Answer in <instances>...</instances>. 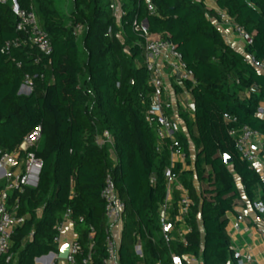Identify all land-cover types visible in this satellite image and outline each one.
Masks as SVG:
<instances>
[{"label": "trees", "instance_id": "1", "mask_svg": "<svg viewBox=\"0 0 264 264\" xmlns=\"http://www.w3.org/2000/svg\"><path fill=\"white\" fill-rule=\"evenodd\" d=\"M70 1L72 8L64 16L53 0H16L18 9L32 11L46 33L48 56L28 46L1 52L20 33L11 3L0 2V150H14L40 126L34 152L42 160L36 186L9 196V203L17 200L16 212L25 220L11 238L12 260L0 264H34L35 258L56 251L53 237L67 209L79 246L74 264H104L107 223L100 191L107 173L124 203L119 264H168L169 250L192 255L200 264H235L226 212H234L242 195L252 203L258 188V201L264 205V182L241 158L228 131L247 126L264 136V118L259 116L264 72L225 41L213 20L220 21L219 13L227 15L251 37L244 52L264 62V0H214L216 9L203 0H150L153 13L143 0H123L118 23L108 0ZM140 21L175 46L195 81L185 82L193 119L184 117L188 136L179 135L188 166L178 180L191 199L184 218L189 230L184 241L178 238L168 245L159 235L157 205L164 197L169 153L165 147L156 151L153 130L143 117L147 101L139 94L149 89L134 28ZM75 25L83 28L80 49ZM25 75L34 76L33 88L20 95ZM103 131L111 145L95 143ZM224 155L230 163H224ZM137 240L142 257L134 251Z\"/></svg>", "mask_w": 264, "mask_h": 264}, {"label": "built area", "instance_id": "2", "mask_svg": "<svg viewBox=\"0 0 264 264\" xmlns=\"http://www.w3.org/2000/svg\"><path fill=\"white\" fill-rule=\"evenodd\" d=\"M6 1L11 3V9L18 18L16 30L20 35L11 41L5 42L1 52L8 51L11 47L28 46L29 48H35L42 56H48L51 51L50 43L46 33L38 24L34 13L32 11L19 10L16 0L15 2L14 0H0L2 3ZM122 1L108 0L107 4L110 14L117 23L121 16L124 15ZM143 1L147 11L153 13L154 7L150 0ZM219 15L220 22L224 21L229 24L243 41L245 47L251 44V37L245 31L233 25L229 17L224 13H219ZM134 28L141 39V46L144 52L142 63L147 73L146 85L149 89L145 95L139 94L141 101H147L143 115L144 121L153 130L156 151H160L165 147L169 153L168 164L163 171L165 180L164 197L157 205L159 235L162 241L168 245L171 241L178 238L184 241L183 236L189 230L184 218L189 211L191 199L187 190L178 180V173L182 169L187 168V165L185 164V154L179 139V135L182 134L179 118L175 115L176 112L172 111V101L167 95L175 97L173 85L189 93L185 87V82L194 83L195 81L192 71L187 68L181 54L170 41L157 34L150 33L145 21H140ZM82 31L81 25H75L73 28V33L76 37L80 36ZM241 52L247 62L257 70L264 72V62L255 59L252 54L244 52V49ZM38 61L39 57L33 59L35 64ZM17 66H20L19 62H17ZM41 77L42 75L39 76V78ZM33 78L34 76L25 75L17 93L20 95L29 94L33 88ZM168 82L170 83L169 85H167ZM179 101L184 102L183 99ZM223 116L226 120H235L227 114ZM228 135L233 138L234 146L241 158L252 165L259 157L255 142H257V138L260 135L247 126H241L237 129L230 128ZM40 138L41 129L40 126H37L23 137L21 143L14 150H0V263H9L12 260L13 254L10 252L11 238L15 230L25 220L24 216L18 215L16 212L17 200L14 199L13 202L9 203V196L13 192L21 193L25 186L32 185L31 182L34 177L38 176L42 160L35 155L34 150ZM95 143L99 146L106 143L111 145L112 141L109 133L103 131L100 136L95 137ZM258 144L259 147H262L261 141H258ZM262 151L264 149H261V153L264 155ZM176 164H180L178 172L175 170ZM100 197L104 202V215L107 223V256L104 264H119L117 256L119 241L113 236L112 229L115 226L119 227L120 230L122 229L124 203L117 197L109 173L105 175ZM254 208L259 213H264V205L261 202H255ZM69 217L70 210L67 209L65 218ZM237 219L241 220V217L238 216ZM57 231L59 232V227ZM89 237H92V233H90ZM75 239L70 244L67 257L64 259L67 264L75 263L74 255L79 251V246ZM53 243L56 246V251L48 253L56 254L61 246L58 234L53 237ZM134 251L139 257H142L139 240L134 245ZM244 257L248 259V255ZM43 258L56 259L45 254L40 259L35 258L36 260L34 259V261L39 264V260ZM168 258V264H190V261L194 263L199 261L192 255H179L172 250H169ZM233 258L235 264H240L243 256L238 251H233ZM82 262L86 263V258ZM46 264L54 263L49 260ZM216 264L233 263L228 260L225 263Z\"/></svg>", "mask_w": 264, "mask_h": 264}, {"label": "crops", "instance_id": "3", "mask_svg": "<svg viewBox=\"0 0 264 264\" xmlns=\"http://www.w3.org/2000/svg\"><path fill=\"white\" fill-rule=\"evenodd\" d=\"M204 4L209 9H216L214 0H203ZM219 31L222 33L225 41L235 50L242 51L244 49V43L240 37L233 31L231 27L222 26L221 22L213 20ZM170 83L168 82L167 85ZM174 87L175 97L167 95L172 101V111L176 112L175 115L179 118L180 131L182 134L187 135L186 125L184 117L186 116L189 121L193 119V104L191 95L180 87ZM185 91V92H184ZM246 95V92L244 93ZM174 95V94H173ZM183 99L184 102L179 100ZM259 116L264 118V102L259 107ZM188 136V135H187ZM258 141L262 143V147H259ZM256 151L259 154L252 167L260 174L262 182H264V155L261 153V149H264V136L260 135L255 142ZM195 155V149L190 143V159L193 160ZM188 167V166H187ZM194 184L198 187V182L194 180ZM242 195V194H241ZM261 191L258 188L254 193V201L250 203L243 195L241 201H239L235 207L234 212H226L227 223L225 226L226 233L229 236L230 247L233 251H238L243 258L240 264H264V213H259L254 208V203L260 198ZM240 216L241 220L237 217ZM112 234L117 241L120 239L121 230L115 226L112 229ZM59 241L62 244L68 243L69 245L76 238L74 232V224L70 218H65L59 226ZM248 255V259L244 256ZM53 261L54 264H67L62 259L43 258L39 260V264H46ZM34 264L35 261H34ZM190 264H200L191 262Z\"/></svg>", "mask_w": 264, "mask_h": 264}, {"label": "rangeland", "instance_id": "4", "mask_svg": "<svg viewBox=\"0 0 264 264\" xmlns=\"http://www.w3.org/2000/svg\"><path fill=\"white\" fill-rule=\"evenodd\" d=\"M53 5L57 9V11L64 16L68 15V13L72 8V4L70 0H53ZM221 24L222 26L230 27V25L225 23L224 21H221ZM81 40H82V36L80 35L76 39L79 49L81 47Z\"/></svg>", "mask_w": 264, "mask_h": 264}, {"label": "water", "instance_id": "5", "mask_svg": "<svg viewBox=\"0 0 264 264\" xmlns=\"http://www.w3.org/2000/svg\"><path fill=\"white\" fill-rule=\"evenodd\" d=\"M14 2H15V0H14ZM223 161H224L225 164H228V163H230V158L228 156L224 155L223 156ZM37 180H38V177L35 176L33 181L31 182L32 186H36ZM69 246L70 245L68 243L62 244L59 247V249H58L56 254L47 253L46 256L50 255V256H52V258H57V259L64 260L67 257V254H68V251H69ZM41 257L42 256L37 257L36 259H40Z\"/></svg>", "mask_w": 264, "mask_h": 264}]
</instances>
